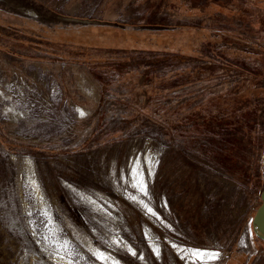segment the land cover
Returning a JSON list of instances; mask_svg holds the SVG:
<instances>
[{
    "label": "rangeland",
    "instance_id": "374dc122",
    "mask_svg": "<svg viewBox=\"0 0 264 264\" xmlns=\"http://www.w3.org/2000/svg\"><path fill=\"white\" fill-rule=\"evenodd\" d=\"M263 174L264 0H0V264H264Z\"/></svg>",
    "mask_w": 264,
    "mask_h": 264
},
{
    "label": "water",
    "instance_id": "95a60500",
    "mask_svg": "<svg viewBox=\"0 0 264 264\" xmlns=\"http://www.w3.org/2000/svg\"><path fill=\"white\" fill-rule=\"evenodd\" d=\"M252 231L255 235L264 241V174L262 190L260 192V204L256 208L251 219Z\"/></svg>",
    "mask_w": 264,
    "mask_h": 264
},
{
    "label": "snow or ice",
    "instance_id": "6c2138e0",
    "mask_svg": "<svg viewBox=\"0 0 264 264\" xmlns=\"http://www.w3.org/2000/svg\"><path fill=\"white\" fill-rule=\"evenodd\" d=\"M81 115H83V112H81ZM133 186L136 187V185H133ZM138 191H139L140 193H143L144 195H147V194H148V193H147V187H146V185H144V184H141V185L138 186ZM132 199H133V201H136L137 197L133 196ZM140 203H143V201H140ZM145 206H146V205H145ZM147 211H148L149 213H152V209H151V208H147ZM153 214H154V213H153ZM173 247H176V245H173ZM127 251H128L131 255H133V256H136V255L138 254V253H137L133 248H131V247H129V248L127 249ZM154 251L157 253V255L159 254V250H158V249H154ZM199 255H200L201 257L207 255L209 259H215L216 256H218V253H216V254H210V253H206V252H201V253H199ZM99 258L103 260V259H104L103 254H100V257H99ZM140 258L143 259V256L141 255Z\"/></svg>",
    "mask_w": 264,
    "mask_h": 264
},
{
    "label": "bare ground",
    "instance_id": "6f19581e",
    "mask_svg": "<svg viewBox=\"0 0 264 264\" xmlns=\"http://www.w3.org/2000/svg\"><path fill=\"white\" fill-rule=\"evenodd\" d=\"M35 13V12H34ZM34 16V15H33ZM36 16V15H35ZM135 171V170H134ZM138 175H139V173H138ZM152 175V174H151ZM201 252H205V251H203V250H199V249H193V251H192V260H194L195 259V257L197 256V257H199V258H206L207 257V255H205V256H203V257H201L200 255H199V253H201ZM211 252V251H210ZM187 255V254H186ZM194 258V259H193ZM203 261V260H202ZM194 262V261H193Z\"/></svg>",
    "mask_w": 264,
    "mask_h": 264
}]
</instances>
